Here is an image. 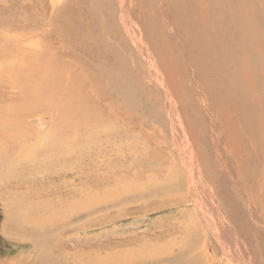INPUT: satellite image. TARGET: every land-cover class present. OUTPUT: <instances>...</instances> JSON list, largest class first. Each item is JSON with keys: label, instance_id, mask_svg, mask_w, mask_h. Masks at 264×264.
Wrapping results in <instances>:
<instances>
[{"label": "rangeland", "instance_id": "obj_1", "mask_svg": "<svg viewBox=\"0 0 264 264\" xmlns=\"http://www.w3.org/2000/svg\"><path fill=\"white\" fill-rule=\"evenodd\" d=\"M109 1L110 7L116 5V0ZM135 1L144 12L132 10L148 16V23L140 24L139 29L147 31L152 26L155 38L162 37L153 49L165 58L156 57L160 65L166 69L167 57L175 67L176 61L181 60L178 53H184L183 57L188 54L174 46L185 38L179 35L181 23L174 21L179 10L175 9L177 12L168 19L176 30L171 37L175 44H171L165 32L161 36L156 21L157 13H163L166 21V3L161 11L156 5L159 0H150V5L144 0ZM219 1L205 4L204 9L212 10ZM241 3L242 0H230L227 7L235 13L249 5L256 12L264 37V0ZM108 6L101 0H0V19L4 21L0 23V63L7 68V88L0 84V93L7 92L0 97V111L11 121L22 119L21 125L15 127L20 129L18 132L8 122L13 139L4 148L0 145V264H209L201 247L205 239L209 241L206 252L221 264L211 248L213 241L217 246L215 240L199 234L198 240L194 235L195 230L202 233L203 216L195 209L200 220L192 219L193 208L184 180L187 172L179 162L186 159L183 151L176 148L180 143L175 142L163 95L148 72V64L131 47L133 39L120 38L113 31ZM219 12L225 20L223 10ZM245 15L240 12L241 28L216 36L232 39L235 32L239 54L243 45L241 32L251 37L255 34V16L251 13L248 19ZM218 17L216 14L212 24L220 23ZM95 25L96 29L89 32V27ZM75 30L85 31L84 36L76 35ZM110 33L112 37L108 36ZM142 37L145 41L148 34ZM247 54L250 59L246 64L254 81L251 92L254 89L255 98H260L264 79L256 80L258 64L254 61L259 54L252 48L247 49ZM28 64L30 70L38 68L37 82L32 79ZM227 67L230 68L228 64ZM45 71L46 83L40 77ZM227 76L229 73H218L213 78L215 86L210 87L219 98L222 116L228 117L231 126L220 125L215 109L206 115L193 92L192 97H184L187 93L181 96L189 104L184 107L186 111L181 105L179 109L184 119L185 114L190 118L191 128L196 125L194 133L199 134L193 143L200 150L198 153L230 151L240 159L236 161L245 165L242 158L247 152V136L242 135L246 132L247 89L242 82L226 83ZM231 90H238L237 98L233 99ZM261 103L259 116L254 106L251 113L248 111L253 127L264 124V98ZM17 104L22 111L19 116L14 110ZM238 111L243 114L241 119L232 118ZM236 125L240 127L232 128ZM231 136L233 140L228 139ZM258 138L257 145L264 143L260 129ZM249 149L252 151L253 147ZM207 156L204 159L208 165L204 161V166L217 179L215 167L210 164L214 159ZM224 160L232 164L229 157ZM253 162L252 159L248 164L252 166ZM237 199H228L232 204L236 202L239 209L236 208L237 214L229 212L233 217L229 219L246 226L249 216L244 202ZM246 228L250 231L249 226Z\"/></svg>", "mask_w": 264, "mask_h": 264}, {"label": "bare ground", "instance_id": "obj_2", "mask_svg": "<svg viewBox=\"0 0 264 264\" xmlns=\"http://www.w3.org/2000/svg\"><path fill=\"white\" fill-rule=\"evenodd\" d=\"M101 1L109 5L107 11L111 13L110 22L111 24L112 23L114 24L113 31L120 38L133 39L131 47L138 52L141 60L144 61L145 64H148L149 67L148 72L153 75L154 81L156 82V86L160 90L159 92H161L163 95V100L165 102V107H166V115L168 117V120H170L172 124L171 125L172 128L171 127L170 128L173 129L172 132L176 136L175 142L178 141L180 143V145H177L176 148L178 151L179 150L183 151L182 155L186 159V162H183L180 159L179 162H180V166L182 165V167L185 168L187 172V173L185 172L186 179L184 180L186 181L185 185H187L189 189L188 202L191 203V206L193 208L192 219L193 220L197 219V222H199L200 220L199 216L195 212V209H199L202 212V216H203L202 233L200 234L199 230H195L194 235L197 234L195 237L197 238L198 234L199 237L202 236L203 238L207 235L215 240L217 246L214 245L213 243L214 241H213L211 243L213 245L211 246V248L215 251L214 254H216V256H219L218 259L221 262V264H226L227 259H229V261H227V264H264V156L262 154V152H264V143H260L259 145H257L259 141L258 138L259 129L261 134L264 135V124L262 123L260 126L256 125L255 127H253V122H251L253 121V119H251L250 121V118L248 117L249 114L248 111L252 109V106H254L256 116H259V112L261 111V109H263L262 106L263 104L261 103V100L264 98V87L263 86L261 87L263 93L260 94V98H255L256 97L255 94L252 93L254 89L251 92V88H250V85H252L254 82L253 77L251 74L249 64L248 63L246 64V62L249 61L250 59V56L247 54V49L252 48L254 49V51H256L259 54L258 57L259 59H254V61L258 64L257 74L255 78L257 81L264 79V55H263L264 37L261 35L259 26L256 21V12L251 7H249V5L248 6L246 5L244 8L240 10L237 9L234 13L233 12L234 10L227 7L228 4L230 5V0H220L215 5V7H213L212 10L210 11H206V9H204L205 4L216 0H208V2H206L205 0L204 1L203 0L156 1L157 8L160 7L161 11L163 10L162 7L163 4L165 5L166 3V9H165L167 12L166 21L163 18L162 15L163 13L162 14L157 13L156 21H158L160 27L159 32L161 36H163V32H165L166 38H168L167 41L171 44H175L173 41H171V37L172 38L174 37L176 30L174 26L171 27L169 25L168 19L170 18V15L175 14L177 12L175 9L179 10L177 15H174L175 16L174 21H177V23L178 22L181 23L182 30L180 31L179 35L185 38L183 39V42L179 41L180 43L177 42L174 46L177 48V50L179 49L182 52L188 51L187 57H183L184 53L183 55L178 53V58H180L181 60L178 59L176 61L175 67H174V63L170 64V61L168 62V58L166 57V65H165L166 69H165L163 68V65H160L159 60L156 58L157 56L160 55H156L153 50L155 49L156 45L160 44L162 37L160 39L155 38L156 37L155 29L152 26H149L147 31L139 29L141 25L148 23L146 21L147 20L146 17L148 16L145 17L144 13L143 14L140 13V12H144L143 10L141 11L139 10V7H142V5L140 3H137L135 0H116V5L114 6L115 10H113L114 7H110L109 0H101ZM246 1L247 0H242V3L240 5H242ZM144 2L145 4L148 3L150 5V0H144ZM132 8L137 11H140L139 14H136V12L132 10ZM220 9H222L224 12L225 20H223L220 17V12H219ZM112 11H117V13L115 12L112 13ZM242 11L247 14L245 16H247L248 19H250L251 13L255 16V34L253 37H251L250 34L246 33L245 31L241 32V43L243 45L241 47V54H239L237 52V48L239 45L235 43L237 37L235 35V32H234V37L232 39L225 38L224 36L218 39L216 38V36L222 34L223 32L230 31L232 29L236 30L241 28L242 25H239V15L240 12ZM216 14L219 15L218 20L220 21V23L218 21H215V23L212 24V19L215 20ZM2 22L4 23V21L0 19V23ZM67 25H70V23H68ZM0 26L3 27L2 24H0ZM95 29H96V25L93 27H89L88 31L90 32ZM107 30L110 31L109 28ZM178 31L179 30L177 29V32ZM75 32L76 35L78 36H84L85 34V31L81 32L75 30ZM145 34H148V37L144 41L142 35ZM108 36L112 37V33H110ZM0 37L2 38V35ZM210 40H214V43H211ZM182 48H184V50ZM120 49H122L121 45H120ZM47 52H50L49 49L47 50ZM22 57H24V55ZM45 58L48 59V57ZM162 59L165 60L164 57H162ZM173 59L175 58L173 57ZM54 61L56 60L54 59ZM235 61H238L239 64H236ZM0 62H2L1 54H0ZM35 62L33 64H35ZM208 62L211 63L213 67L208 65L207 64ZM163 64H165V62ZM227 64L229 65L230 68L227 67ZM23 66H27V65L24 64ZM52 67L54 69L55 67L57 68L58 66L55 67L52 66ZM28 68L32 79L34 80V82H37L36 76H37L38 68L36 70H34L33 68H32L33 70H30L29 64H28ZM28 68L26 69V71H28ZM174 69H183V71L173 72L172 70ZM233 70L236 71L233 72ZM46 71L43 75L42 73L41 74L39 73L41 75L40 77L42 78V81L45 83L47 82L48 79V77L46 76ZM62 71L63 70H61V72ZM220 72L229 73V76H227V78L225 79L226 83L234 85V81L242 82V84H245L247 89L246 100H247L248 108H246V112H245L247 117L245 120L246 132L245 133L243 132L242 135V137L247 136L244 146L247 148V152L242 158L243 160L246 161L245 164L246 167L242 162L241 163L238 162L240 160L238 156L235 157V154H233V152L230 153V151L227 152L224 149H223L224 153H222L221 151L222 149H217L215 151V155H212L211 151H210L211 152L210 155V152L208 150L207 151L209 152V154H206L205 150L203 151L199 147L202 150V152L198 153L199 149L193 143L195 136L199 134V133H194V130H196L195 128L196 125L191 128L190 118L187 116V114H185L184 115L185 119H184L179 109V105H181L182 109L186 111V108L184 107L187 105V103L189 104V101L187 99L182 98L181 100V96L187 93L184 96L187 98L190 97L193 92V96L202 105L205 114L209 115L208 112H210L211 109H215L217 121H219L220 119L219 121L220 125L223 128H227L226 126L229 125V119L226 115L222 116L221 114L222 109H220L219 98L218 96L213 94L212 88L210 87L211 85L215 86L216 81L213 78L218 76V73ZM174 73H176L177 75H173ZM49 76L51 78V75ZM21 77H23V75ZM40 77L38 79L39 82H41ZM55 77H57L58 80V76ZM177 77H179L180 79L178 78L179 79L178 80ZM6 78H7L6 65L4 64L1 65L0 63V84L4 85L5 88H7ZM59 81L64 83L62 79ZM20 84H21V80L19 78L18 87ZM34 84L33 86H30L31 90L32 87H34ZM55 85L59 86V84L56 83ZM210 88L211 91L206 90ZM38 90H40V88ZM231 91H232L233 99L237 98L238 90H231ZM6 93H7L6 91H2L0 93L1 94L0 97L6 96L4 95ZM35 94L37 95V93ZM2 99L3 98H1V100ZM211 104L213 105V108L210 106ZM19 108L20 107L18 104L17 107L14 108L18 116L22 113V111H19ZM25 108H27V106ZM15 115L14 117H17ZM242 115L238 111V113L232 115V118L241 119ZM8 117L9 116L7 114L1 113L0 111V122L2 123V124L0 123L1 148L2 147L4 148L9 143H11L10 140L13 139L11 137L14 136L9 129L8 122L11 123V125L13 126L14 132H18L20 130V129L17 130L15 127H19L21 125L20 121L22 119L18 117L19 118L18 120L15 119L11 121L10 118ZM186 119H188V121H186ZM239 127H240L239 125H236V127H232V128H239ZM197 128L199 127L197 126ZM198 130L199 129H197V132ZM211 132H212V128H211ZM17 134L18 133H16V135ZM222 139H223L222 142H224L225 141L224 133H222ZM228 139L233 140L234 138L231 136ZM222 142L220 143V148ZM250 146L253 147L252 151L249 149ZM206 156L208 158L211 157L214 159L213 160L214 162H211L210 164L211 167L212 166L215 167L214 169L216 170L217 179L216 177H214V175H211L208 172V168L204 166V161L205 164L208 165V163L204 159ZM225 157L226 158L229 157V159L232 161V164L226 163V161L224 160ZM236 159L238 161H236ZM252 159L254 160V162L253 165L250 166L248 163ZM235 196L239 199V200L237 199L238 202L240 201L244 202V206H245L244 209L246 210L247 215L249 216L248 218L250 220L246 226L244 225V223H241L242 225H240L239 222L236 224L235 222L229 219L232 217V216L230 217L229 212L233 214H237V212H239L236 202L235 204H232L228 200L231 197H235ZM236 208L238 210H236ZM247 226H249L250 231L246 228ZM199 237L198 240H200ZM196 241L197 240H195L194 243L192 244L193 246L196 245ZM256 242H258V244ZM208 245H209V241L205 239L201 246L203 253L206 256L207 263L217 264L216 257L209 256L208 253L206 252ZM218 248L220 250H218Z\"/></svg>", "mask_w": 264, "mask_h": 264}]
</instances>
